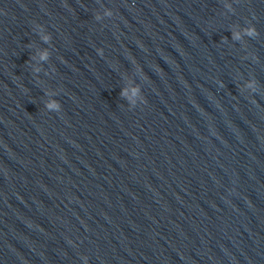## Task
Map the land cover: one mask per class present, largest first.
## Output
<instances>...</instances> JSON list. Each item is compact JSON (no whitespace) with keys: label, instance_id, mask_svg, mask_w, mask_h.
<instances>
[{"label":"water","instance_id":"1","mask_svg":"<svg viewBox=\"0 0 264 264\" xmlns=\"http://www.w3.org/2000/svg\"><path fill=\"white\" fill-rule=\"evenodd\" d=\"M0 264H264V0H0Z\"/></svg>","mask_w":264,"mask_h":264},{"label":"clouds","instance_id":"2","mask_svg":"<svg viewBox=\"0 0 264 264\" xmlns=\"http://www.w3.org/2000/svg\"><path fill=\"white\" fill-rule=\"evenodd\" d=\"M108 14L111 15V12H109ZM246 33L249 36L254 35L256 33V29L254 27L246 29ZM237 36H238V34H237ZM45 39L47 40V39H49V37H45ZM41 58L42 59H46L47 58V53H43ZM124 94H125V92H124V90H122L121 95H124ZM48 107L49 108H59V105L56 104V103H49Z\"/></svg>","mask_w":264,"mask_h":264}]
</instances>
